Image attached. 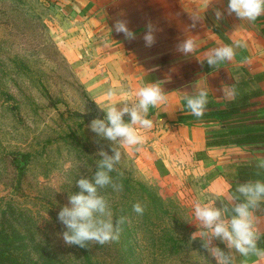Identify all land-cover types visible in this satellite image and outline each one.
I'll return each mask as SVG.
<instances>
[{
  "label": "rangeland",
  "instance_id": "obj_1",
  "mask_svg": "<svg viewBox=\"0 0 264 264\" xmlns=\"http://www.w3.org/2000/svg\"><path fill=\"white\" fill-rule=\"evenodd\" d=\"M67 1L0 0L3 216L42 264H90L89 258L93 264H215L201 239H192L199 231L193 204L215 199L220 188L200 176L157 175L127 148L121 149L122 175L112 173L123 190H102L113 222L126 218L119 241L84 248L63 241L66 229L57 217L69 193L80 191L75 181L97 170L100 148L112 154L110 142L97 143L88 126L93 118H103L99 105L109 89L119 100L125 95L122 87L129 86L111 80L108 70L94 63L97 40L67 9ZM101 50L108 57V47ZM23 154H29L28 163ZM136 202L146 205L143 215L133 211ZM216 205L221 206L219 200ZM214 243L220 247L219 240Z\"/></svg>",
  "mask_w": 264,
  "mask_h": 264
},
{
  "label": "crops",
  "instance_id": "obj_2",
  "mask_svg": "<svg viewBox=\"0 0 264 264\" xmlns=\"http://www.w3.org/2000/svg\"><path fill=\"white\" fill-rule=\"evenodd\" d=\"M68 0L67 9L82 19L86 30H91L97 41L93 52L101 70H108L110 79L129 84L122 87L125 95H132L146 83L158 82L168 93L169 103L164 109H150L153 127L147 130L145 143L134 150L142 166L160 176L185 174L200 176L218 186L220 194L231 186L222 175L224 166L242 160L255 164L264 156V143L238 145L236 143L207 146V139L224 130L219 121H199L184 116L191 113L183 108L182 97L200 87L209 89L208 110L225 108L233 99L222 89L234 86L236 96L260 92L246 110L264 107V17L256 23L239 21L234 15L219 21L216 8H226L227 0ZM200 17L195 28H190V16ZM117 19L129 21L136 33L134 40H126L116 33L113 25ZM151 21L156 28V43L145 47L142 39L145 25ZM113 30L109 32V29ZM194 36L197 50L185 56L176 50L183 39ZM94 38V40H95ZM102 40H108V57L101 51ZM243 40L244 48L236 49L230 62L211 67L206 60L210 49ZM234 98V99H235ZM126 121L129 117L126 116ZM133 150V149H132ZM261 228L264 229V215ZM225 248L226 246L221 243ZM246 264H264V256H256Z\"/></svg>",
  "mask_w": 264,
  "mask_h": 264
},
{
  "label": "clouds",
  "instance_id": "obj_3",
  "mask_svg": "<svg viewBox=\"0 0 264 264\" xmlns=\"http://www.w3.org/2000/svg\"><path fill=\"white\" fill-rule=\"evenodd\" d=\"M212 0H208L207 5ZM227 16H235L239 21L256 23L264 17V0H227L226 8H216L217 21ZM190 28H195L200 17L191 15ZM116 33L123 34L126 40H134L136 33L130 29L129 21L117 19L113 25ZM143 41L145 47H152L156 43V26L149 21L145 25ZM113 29L110 28L109 32ZM105 47H109L108 40H102ZM243 40H233L231 44H224L210 49L205 60L211 67H218L224 62H230L236 55V49L244 48ZM198 48L194 36H189L177 44L176 50L185 56L194 53ZM224 95L234 99V86L222 89ZM117 93L109 89L105 94L103 118H93L89 129L96 134V142L106 140L110 142L111 153L100 148L97 155L101 157L96 162L97 170L91 177L80 176L75 181L80 191L70 192L69 203L64 205L58 220L64 225L65 231L60 235L66 245H76L81 248L89 244L105 245L120 239L122 225L126 218L119 216L113 222L114 213L109 200L102 190L111 188L115 192L123 190V184L114 179L112 173L119 172L118 166L122 162L124 153L122 148L139 150L145 143L146 131L152 129L153 121L149 118L150 109H164L169 103L168 93L158 82L146 83L139 87L134 94L124 95L119 100L114 99ZM183 108L193 116L201 118L208 110L209 89L200 87L194 93H185L182 97ZM118 104L120 105L118 107ZM125 116L129 117L126 121ZM255 167L259 173H264V156L255 159ZM91 171V169H89ZM220 201L221 206L216 205ZM264 204V180L255 179L232 186L225 193L217 194L209 202L196 201L193 204L192 220L198 225L199 231L192 235L195 240L199 237L202 247L214 258L215 264H246L249 257L264 256V249L258 246L264 229L261 228L262 218L257 215ZM146 205L136 202L133 211L143 215ZM219 240L228 249L225 251L214 241ZM239 257V259H238Z\"/></svg>",
  "mask_w": 264,
  "mask_h": 264
},
{
  "label": "trees",
  "instance_id": "obj_4",
  "mask_svg": "<svg viewBox=\"0 0 264 264\" xmlns=\"http://www.w3.org/2000/svg\"><path fill=\"white\" fill-rule=\"evenodd\" d=\"M260 92H252L243 96H237L231 101L225 103V108L207 110L205 115L197 118L192 114L184 116L199 121H219L225 124L224 130L218 131L211 135L207 141V146L236 143L238 145H251L264 143V107L257 110H246L252 106L250 99ZM12 110L17 111L18 106L12 104ZM22 160L25 163L29 161V154H23ZM222 175L231 181L232 190H235L237 184L245 183L249 180H264V173H259L255 164L248 160H242L236 163L224 166ZM0 210V264H42V260L36 258L31 249H28L26 237H22L15 231L7 216H3ZM257 215H264V204ZM264 249V236L258 244ZM220 247L227 251L222 244ZM97 248H102L98 247ZM88 256V253L86 252ZM89 257V256H88ZM239 259V257H238ZM256 256L249 257L246 262H251ZM89 263L93 264L89 258Z\"/></svg>",
  "mask_w": 264,
  "mask_h": 264
}]
</instances>
